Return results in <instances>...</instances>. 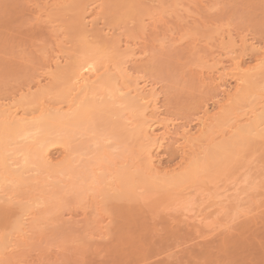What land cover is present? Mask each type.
Here are the masks:
<instances>
[{
    "label": "bare ground",
    "instance_id": "bare-ground-1",
    "mask_svg": "<svg viewBox=\"0 0 264 264\" xmlns=\"http://www.w3.org/2000/svg\"><path fill=\"white\" fill-rule=\"evenodd\" d=\"M137 1L120 0L125 16L140 12ZM86 2L68 0L61 4L81 10ZM87 9V19L80 15L85 27L75 37L76 54L58 47L54 53L49 52L46 71L33 79L34 89L28 85L16 90H21L16 93L18 100L15 95V99L0 104V198L8 205L12 199L19 203L13 200L19 207L15 217L14 210L13 214L5 210L7 202L0 205L5 207L0 209V228L9 230L0 234V264L8 259V263L14 262L24 246H29V240L36 238L35 233L45 229L41 230V225L48 219L47 213L70 201L83 209L88 205L96 212L107 213L109 223L96 233L106 236L113 232V239L119 242L131 236L129 226L137 223L136 217L143 211V206L131 204L137 201V189L145 191L143 205L152 210L180 205L185 203H179L181 190L214 181L231 161L239 163L257 150L263 152L264 159V85L257 86L254 81L264 69V45L259 46L253 37L223 32L216 45L222 53L205 59L208 63L201 77V83L214 91L215 110L204 104L195 119L196 130L187 122L173 131L172 122L163 117L165 112L162 114L158 104L156 83L143 74L147 68L136 63L144 52L122 33L115 34L111 27L114 19L103 22L98 0L89 3ZM59 40L60 44L67 42ZM239 49L241 53H237ZM244 49L256 52L252 65L245 64ZM228 78L234 81L232 86ZM46 79L55 85L42 83ZM250 99L251 107L242 112V104ZM159 122L163 131L154 133L151 123ZM170 142L180 150L183 162L178 170L164 172L154 158ZM54 144L65 147L67 155L50 162L47 149ZM10 145L14 148L7 155ZM28 172L34 176H26ZM45 183L51 184L50 190L45 187L49 191H45ZM153 195L155 200H151ZM43 204L50 207L40 209ZM197 217H202L198 223H205V217ZM249 222L240 224L238 231L248 229ZM242 234L223 237L220 248L230 255L247 249L248 241Z\"/></svg>",
    "mask_w": 264,
    "mask_h": 264
},
{
    "label": "rangeland",
    "instance_id": "rangeland-1",
    "mask_svg": "<svg viewBox=\"0 0 264 264\" xmlns=\"http://www.w3.org/2000/svg\"><path fill=\"white\" fill-rule=\"evenodd\" d=\"M62 1L68 0H0V104H6L15 97L18 100L16 93L24 90L23 87L30 85L34 89L32 84L47 69L45 62L49 58L46 56L54 53L57 47L71 50H66L70 54L78 51L77 33L85 27L81 18H88L85 11L93 0H87L83 5L86 8L81 10L72 9L69 5L66 7ZM98 4L103 22L109 23L114 19L110 26L115 34L122 33L144 52L136 63L143 64L148 71L144 69L145 72L140 71V74L144 72L156 83L158 104L162 114L165 112L163 117L172 122L173 131L181 129V125L187 122L193 131L196 130L195 119L201 114L204 104L209 110H215L214 91L201 83V77L205 76L202 75L206 68L204 64L208 63L205 59L222 53L220 46L216 45L223 32V35L229 31L249 39L253 37L259 46L264 45V0H138L140 12L128 16L124 15L125 8L120 0H98ZM59 38L68 43L60 44V40L58 43ZM242 51L245 64L252 65L256 52ZM224 62L228 63L226 58ZM262 71L254 79L257 86L264 85V69ZM48 80H42V83L55 85L51 79ZM228 82L230 86L234 84L231 78ZM31 89L29 91L32 92ZM242 105L246 107L242 106V112L246 111L252 100ZM161 125L160 122L151 123L153 132H162ZM172 144H164L155 154V164L164 172L178 170L183 162L180 150ZM12 147L10 145L5 152L7 155ZM48 149L50 162H57L67 155L63 146L54 144ZM261 152L257 150L248 154L239 163L233 159L227 169L203 187L181 190L179 203L184 204H169L152 210L143 205L145 191L137 189V201L130 203L143 206V211L136 217L137 223L135 221L129 226L131 236L119 242L113 239V232L106 236L96 233L101 230L100 226L109 223L107 213L96 212L88 205L83 209L68 201L59 210L48 212V219L44 221L47 224L41 225L44 232L35 233L36 238L29 240V246H24L22 254H17V258L12 259L14 262L8 263V259L4 264H264V159H261ZM28 173L26 176L33 172ZM48 184L45 183L44 189L52 187ZM0 199V205L7 202L5 206L10 208L5 210L12 214L15 211L14 217L17 216L19 203L12 199L10 206L6 199ZM155 199L154 195L151 196V200ZM40 207L47 209L50 205ZM196 216L205 217V223L202 221L205 225L198 223L200 217ZM246 222L250 223L248 229L238 231L240 224ZM8 232V228L0 230V234ZM239 232L248 241L247 249L230 255L220 248L223 237L230 239ZM134 251L136 253L131 254ZM203 252H206L204 256ZM17 259L23 262H16Z\"/></svg>",
    "mask_w": 264,
    "mask_h": 264
}]
</instances>
